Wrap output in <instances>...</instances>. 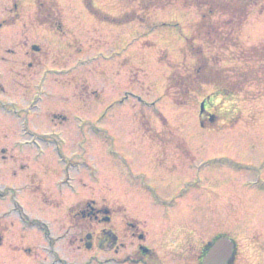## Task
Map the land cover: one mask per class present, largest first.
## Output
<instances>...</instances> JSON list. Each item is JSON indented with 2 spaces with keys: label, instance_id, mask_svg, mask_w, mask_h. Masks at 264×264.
Here are the masks:
<instances>
[{
  "label": "rangeland",
  "instance_id": "rangeland-1",
  "mask_svg": "<svg viewBox=\"0 0 264 264\" xmlns=\"http://www.w3.org/2000/svg\"><path fill=\"white\" fill-rule=\"evenodd\" d=\"M36 1L0 0V72L11 66L18 74L24 56L33 60L26 91L5 75L6 99L28 101L42 73L44 103L29 124L52 140L28 137L30 145L12 149L18 127L0 123V264H122L141 235L123 215L144 227V247L164 264H187L173 260L178 244L191 247L176 248V257L200 264L197 255L218 236L235 243L233 264H264V58L245 55L264 49V0H250L240 42L219 64L231 82L241 70H261L240 86L235 107L225 104L237 107V125L219 132L200 127L202 98L179 107L165 95L169 77L195 66L183 55L195 9L140 12L137 0H91L105 16L132 15L113 26L89 14L88 0H39L53 6L60 37L51 22H32ZM59 111L68 114L65 127L49 122ZM104 208L109 223L96 214Z\"/></svg>",
  "mask_w": 264,
  "mask_h": 264
},
{
  "label": "trees",
  "instance_id": "trees-1",
  "mask_svg": "<svg viewBox=\"0 0 264 264\" xmlns=\"http://www.w3.org/2000/svg\"><path fill=\"white\" fill-rule=\"evenodd\" d=\"M139 11H159L179 3L184 9H195L199 15V21L193 25L191 37L186 41L183 55L194 60L195 66L187 70L186 76L177 77L173 74L168 78L165 95L173 98L174 104L184 106L190 104L195 98H202V110L199 114L200 127L210 132H219L231 129L240 120L237 107L235 110H224L225 104L235 107L238 94L241 93L240 86L244 82H250L253 77L258 79L261 70H241L243 72L234 74L236 79L231 82L226 77L225 71L219 69L226 53H231L239 43L241 30L249 16L248 7L250 0H137ZM92 1L88 0L87 8L92 15H96L97 21L113 23V25H126L132 22V15L126 14L120 18H110L94 11ZM38 12L36 18L40 24L52 23L55 30L60 32L61 25L53 18V7L49 11L44 10L47 6L43 2L36 3ZM41 15L42 18H41ZM264 49L257 51L251 48L246 51L247 59L257 63H263ZM242 58V57H241ZM203 87L212 88L210 97L204 98ZM220 99L218 104L216 100ZM221 101L224 106L219 107ZM91 209L86 205V209ZM130 261V264L143 262Z\"/></svg>",
  "mask_w": 264,
  "mask_h": 264
},
{
  "label": "flooded vegetation",
  "instance_id": "flooded-vegetation-1",
  "mask_svg": "<svg viewBox=\"0 0 264 264\" xmlns=\"http://www.w3.org/2000/svg\"><path fill=\"white\" fill-rule=\"evenodd\" d=\"M49 11L50 9L48 7H46V11ZM36 15H37V12L34 14V17H33V21L34 20L36 21V25L41 27V28H45V29H49V27L46 25V24H40L36 18ZM49 30H53V28L51 27V29ZM60 37H63L64 34H61L59 35ZM32 48V47H31ZM32 50V49H31ZM40 52V50L38 49L37 52H33L32 55L35 56V54H38ZM8 53V52H7ZM24 62L21 63V71L18 72V74L16 73V71L14 70L13 67L11 66H4V71L3 72H0V123L2 122L3 118H8L11 123H13V125L15 126V124L17 125L18 127V140H16L14 143H13V147L12 149H17V150H20L22 149V147H26L27 146V138H28V135H34L35 137H39V138H48L47 136H39L36 132H34L33 130L30 129V125H29V115L33 112H40L38 106H37V109L35 111H30L29 109V106H28V101L21 99V98H18V99H9L10 98V95L7 97V100L6 99V93H9L8 90H6L4 87V81H6L4 78H5V75H7L9 77V74L12 75V76H15V77H19V81H15V86H16V89H18V92L20 91H26L28 89V82H27V76H28V69H31L32 68V62L33 60L31 59L29 62H27V57L24 56ZM3 83V84H2ZM43 84H41V88L40 89V93L41 95L43 96L45 94V91L43 89ZM37 86V85H36ZM39 90L37 89H34V92H37ZM16 90H13V93H18ZM34 95V94H33ZM24 100V102H23ZM23 102V103H22ZM39 103L41 102V99L39 98ZM63 102V100H62ZM38 103V104H39ZM44 101L41 102L40 104V108L42 109V105H43ZM33 108V107H32ZM43 112V114H42ZM41 112V117L42 118H45V112L42 111ZM68 114L66 111H59V112H55V114H53L49 119H50V123L52 126L54 127H65L66 126V122H68ZM71 119V118H70ZM5 150H1V154L2 156H0V164H1V161H5ZM0 154V155H1ZM8 161V160H7ZM5 163V162H3ZM2 165V164H1ZM5 194L2 192H0V197H4ZM133 225V224H132ZM138 230L141 232V235L138 236L137 240H138V243L136 244L135 246V249L134 251L132 252V254L130 255H126L123 260L125 259H131L132 261H138V262H143V263H139V264H164L160 258H158V255L153 251V250H150L146 247H144L143 245V241L145 239V234H144V227L142 225H139L138 227ZM186 229H183L181 228V231H183ZM187 234L186 233H183V236L182 237H178L175 242L176 244H178L181 240H185L187 237ZM182 242V241H181ZM174 246V245H173ZM124 246H121L120 249H123ZM191 246H181V244H178V246H175V253L173 255V260L175 262H182V259L187 263V264H192L191 262L193 261L192 260V257L191 256H185L183 258H178L176 256H178V253L176 252V248H180V249H187L189 250ZM91 250H92V245H91ZM117 253H114V256H116ZM202 255H203V249L202 251L200 252V254H198L197 256L200 258H202ZM234 257L233 256L231 258V260L228 262V264H233L234 262ZM115 260V259H114ZM134 262V263H135Z\"/></svg>",
  "mask_w": 264,
  "mask_h": 264
},
{
  "label": "water",
  "instance_id": "water-1",
  "mask_svg": "<svg viewBox=\"0 0 264 264\" xmlns=\"http://www.w3.org/2000/svg\"><path fill=\"white\" fill-rule=\"evenodd\" d=\"M87 239H90V237H87ZM233 247L231 241L224 238L218 239L207 252L203 264H227L231 258Z\"/></svg>",
  "mask_w": 264,
  "mask_h": 264
}]
</instances>
